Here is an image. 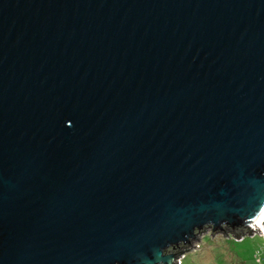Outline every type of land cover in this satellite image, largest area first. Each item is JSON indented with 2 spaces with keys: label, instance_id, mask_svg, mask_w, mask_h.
Segmentation results:
<instances>
[{
  "label": "water",
  "instance_id": "obj_1",
  "mask_svg": "<svg viewBox=\"0 0 264 264\" xmlns=\"http://www.w3.org/2000/svg\"><path fill=\"white\" fill-rule=\"evenodd\" d=\"M262 227L264 0H0V264Z\"/></svg>",
  "mask_w": 264,
  "mask_h": 264
},
{
  "label": "rangeland",
  "instance_id": "obj_2",
  "mask_svg": "<svg viewBox=\"0 0 264 264\" xmlns=\"http://www.w3.org/2000/svg\"><path fill=\"white\" fill-rule=\"evenodd\" d=\"M179 254L181 264H264V235L255 231L227 237L207 228Z\"/></svg>",
  "mask_w": 264,
  "mask_h": 264
},
{
  "label": "bare ground",
  "instance_id": "obj_3",
  "mask_svg": "<svg viewBox=\"0 0 264 264\" xmlns=\"http://www.w3.org/2000/svg\"><path fill=\"white\" fill-rule=\"evenodd\" d=\"M262 228H263V231H261V234L264 235V227H262ZM180 262H181V261H178V264H181Z\"/></svg>",
  "mask_w": 264,
  "mask_h": 264
},
{
  "label": "built area",
  "instance_id": "obj_4",
  "mask_svg": "<svg viewBox=\"0 0 264 264\" xmlns=\"http://www.w3.org/2000/svg\"><path fill=\"white\" fill-rule=\"evenodd\" d=\"M241 240V239H240Z\"/></svg>",
  "mask_w": 264,
  "mask_h": 264
}]
</instances>
